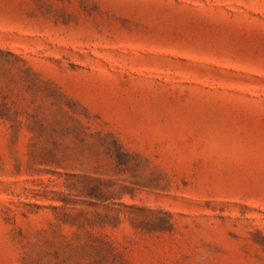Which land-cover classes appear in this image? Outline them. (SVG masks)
Here are the masks:
<instances>
[{"label":"rangeland","instance_id":"1","mask_svg":"<svg viewBox=\"0 0 264 264\" xmlns=\"http://www.w3.org/2000/svg\"><path fill=\"white\" fill-rule=\"evenodd\" d=\"M0 264H264V0H0Z\"/></svg>","mask_w":264,"mask_h":264}]
</instances>
